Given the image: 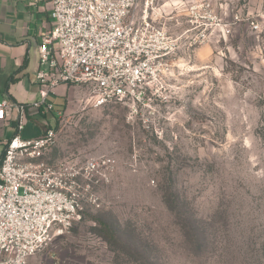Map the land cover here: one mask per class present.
Wrapping results in <instances>:
<instances>
[{"label":"rangeland","instance_id":"obj_1","mask_svg":"<svg viewBox=\"0 0 264 264\" xmlns=\"http://www.w3.org/2000/svg\"><path fill=\"white\" fill-rule=\"evenodd\" d=\"M195 1L169 20L179 48L156 114L79 109L88 90L68 85L63 121L30 108L24 138L57 124L51 160L115 165L99 205L30 264H264V0H210L221 24L190 46Z\"/></svg>","mask_w":264,"mask_h":264},{"label":"built area","instance_id":"obj_2","mask_svg":"<svg viewBox=\"0 0 264 264\" xmlns=\"http://www.w3.org/2000/svg\"><path fill=\"white\" fill-rule=\"evenodd\" d=\"M160 1L53 0V27L39 45V99H0V128L16 123L9 139L0 129V264H30L53 238L70 232L87 206L99 205L94 188L108 183L115 169L109 157L51 160L57 124L23 138L28 109L63 121L69 109H56L49 97L65 84L87 88L79 109L123 104L132 116L147 109L156 114L179 48L161 22ZM186 14L195 31L190 46L204 42L222 20L210 0L191 2Z\"/></svg>","mask_w":264,"mask_h":264},{"label":"crops","instance_id":"obj_3","mask_svg":"<svg viewBox=\"0 0 264 264\" xmlns=\"http://www.w3.org/2000/svg\"><path fill=\"white\" fill-rule=\"evenodd\" d=\"M187 1H160V12L165 16L161 22L170 32L169 20L184 12L182 5ZM52 7L53 0H0V99L31 104L39 98V85L35 78L39 68V45L53 27ZM70 93L71 90L63 84L59 86L58 94L53 93L49 100L56 109H64ZM35 111L28 112V116L36 115ZM11 124L16 123L13 120Z\"/></svg>","mask_w":264,"mask_h":264}]
</instances>
